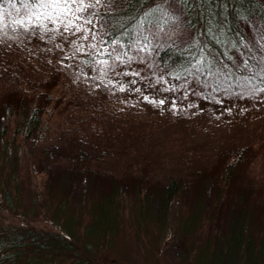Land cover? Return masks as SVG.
Returning a JSON list of instances; mask_svg holds the SVG:
<instances>
[{
  "label": "trees",
  "instance_id": "trees-1",
  "mask_svg": "<svg viewBox=\"0 0 264 264\" xmlns=\"http://www.w3.org/2000/svg\"><path fill=\"white\" fill-rule=\"evenodd\" d=\"M167 5L161 6L168 15L155 28L141 24L153 0L98 4L100 45L79 54L80 71L100 60L123 63L142 53L145 62L177 87L196 84L206 93L224 95L248 84H264V77L255 75L257 62L264 57V0H169ZM157 16L159 12L149 19ZM140 31L150 41L144 52L137 51L143 46L136 40ZM21 53L18 61L0 55V65H5L0 71V215L7 212L24 222L0 220V264H102V248L111 245L121 229L124 205L132 201L133 210H156L147 223L163 232L175 200L190 206L185 214L177 210L176 233L170 242L177 257L186 258L187 264H264V203L254 196L251 185H239L245 149L227 152L218 168L222 175L200 178L193 191L183 177L169 176L146 186L134 174H100L90 166L93 153L86 149L93 148V139L84 136L74 140L77 144L69 135L59 142L49 140L53 119L67 111L65 100L70 98L65 86L59 87L62 78L57 71L44 81ZM24 160L46 182L53 228L35 223L43 212L39 195L31 205L26 203L20 172ZM234 185L237 200L228 195ZM83 201L84 207L90 203L91 215L84 227ZM154 239L157 245L158 236Z\"/></svg>",
  "mask_w": 264,
  "mask_h": 264
},
{
  "label": "rangeland",
  "instance_id": "rangeland-1",
  "mask_svg": "<svg viewBox=\"0 0 264 264\" xmlns=\"http://www.w3.org/2000/svg\"><path fill=\"white\" fill-rule=\"evenodd\" d=\"M97 8L98 5L89 12L96 13ZM89 12L80 13L79 20L70 17L72 27L68 32L60 26V31L47 35L27 33L11 38L13 33L9 29V38L0 39V55L18 61V53L22 52L40 79H51L55 71L61 75L59 87L65 86L70 100H65L67 111L55 115L49 140L59 142L69 135L77 144L74 140L86 136L85 139H93L94 143L93 148H86L93 153L90 166L100 174H134L141 177L146 186L160 179L166 181L169 176L183 177L191 182L192 191L200 178L222 175L218 168L224 165L227 152L245 149L244 174L239 185H251L254 196L264 203V91H261L264 84L258 87L248 84L239 92L224 95L206 93L196 84L177 87L145 62L142 53L123 63H114V58L100 60L81 72L79 54L91 53L100 45L99 20ZM85 18L93 22L87 24ZM81 25L82 30L76 32V27ZM48 27L52 29L57 25ZM3 67L4 64L0 65V71ZM5 78L9 79L10 75ZM30 165L29 160H24L20 170L25 181L26 203L31 205L34 196L39 195L43 212L35 223L39 227L53 228L47 210L52 198L47 201L51 196L47 194L46 182L41 180V174L34 175L29 170ZM232 187L228 195L237 200L239 192L235 185ZM86 204L84 207L83 201L80 207L82 227L91 222L90 203ZM132 204L131 201L123 206L121 229L113 236L111 245L103 246L102 264H187L186 258L175 255L176 247L170 242L174 241L176 233L173 228L178 221L177 210L187 213L189 203L173 202L163 232L147 223L151 214H157L156 210L140 211L136 207L133 210ZM2 219L22 222L21 218L7 212L0 215Z\"/></svg>",
  "mask_w": 264,
  "mask_h": 264
},
{
  "label": "snow or ice",
  "instance_id": "snow-or-ice-1",
  "mask_svg": "<svg viewBox=\"0 0 264 264\" xmlns=\"http://www.w3.org/2000/svg\"><path fill=\"white\" fill-rule=\"evenodd\" d=\"M103 2L104 0H0V39L9 38V29L13 33L11 38H15L16 34L27 33L42 32L47 35L49 32L60 31V26L63 27L64 32H68L72 27L71 18L79 20L81 19L80 13L89 12L90 9L94 10L96 5ZM168 2L169 0H161V3L157 4L156 0H153L154 6L145 12L141 24L148 23L152 27L158 28L161 19L168 15L161 5ZM220 2L222 3L223 0ZM157 12L160 13V16H157L155 20H150L149 17L154 16ZM89 15L95 16L96 13L92 11L89 12ZM92 22V19L85 18V23L91 24ZM49 24L57 25V27L50 29ZM82 27L83 25L76 27L75 31L80 32ZM84 39H87V36ZM261 39L264 40V37ZM136 40L143 44L142 47H137L138 52L148 49L149 37L144 36L143 31L138 32ZM128 47L131 45L129 44ZM109 55L111 56V53ZM116 59H120V54L116 56ZM101 63L105 62L101 61ZM257 64L258 70L255 75L264 77V57H261ZM245 67H247V62H245ZM123 90L121 88V91ZM252 91L255 92L256 89L253 88ZM163 102V100L160 101L161 104Z\"/></svg>",
  "mask_w": 264,
  "mask_h": 264
}]
</instances>
